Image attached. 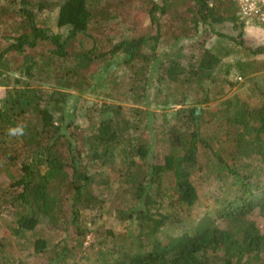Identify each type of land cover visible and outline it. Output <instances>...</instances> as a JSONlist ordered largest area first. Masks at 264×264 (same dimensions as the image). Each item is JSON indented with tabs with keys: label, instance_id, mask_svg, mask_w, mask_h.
Segmentation results:
<instances>
[{
	"label": "trees",
	"instance_id": "obj_1",
	"mask_svg": "<svg viewBox=\"0 0 264 264\" xmlns=\"http://www.w3.org/2000/svg\"><path fill=\"white\" fill-rule=\"evenodd\" d=\"M135 1L148 10L157 34L124 30L119 41L103 44L99 35ZM55 9L67 35L37 18ZM164 16L174 18L162 33ZM225 23L241 31L229 39L247 60L226 62L233 50L206 48L203 39L198 58L183 63L181 40L199 36L200 27L228 38L214 29ZM245 27L232 0H0V35L9 42L0 50V83L6 88L0 99V171L9 179L0 186V209L13 221L0 238V264L22 261L15 249L25 251V241L44 264H264V233L251 219L256 212L264 215V102L257 108L228 102L220 112L228 127L221 145L219 133L208 136L204 130L218 116L203 107L209 87L224 82L232 68L255 85L264 82V61L256 59L264 55V44L246 46ZM164 35L177 49L166 60L159 52ZM16 55L22 60L12 68L7 63ZM120 67L132 78L122 95L139 105L93 106L98 123L90 116V132L79 135L67 109L69 92L114 99V69ZM154 72L158 94L174 89L161 103L178 107L172 125L157 126L148 108ZM195 89L202 98L188 105ZM257 89L264 98V83ZM16 126H23V135H10ZM156 142L167 145L163 158L153 151ZM93 164L124 166L118 172L132 193L130 205L106 210L102 185L110 180L99 179L104 173L94 172ZM199 174L213 177L220 194L195 216ZM87 212L97 220L116 213L129 225L101 233L95 219L88 226ZM166 228L175 231L163 239ZM55 231L65 237L54 242L48 237ZM91 234L94 240L86 245Z\"/></svg>",
	"mask_w": 264,
	"mask_h": 264
},
{
	"label": "rangeland",
	"instance_id": "obj_2",
	"mask_svg": "<svg viewBox=\"0 0 264 264\" xmlns=\"http://www.w3.org/2000/svg\"><path fill=\"white\" fill-rule=\"evenodd\" d=\"M156 2L161 3V0H156ZM145 10L146 9L144 8L141 1L133 2L130 5V9L126 10L125 13L120 14V18H118L116 21L118 22L117 24H110L107 29H105V32L103 31L99 35L100 37L104 38L102 40L103 44L109 45L113 42L119 41V39L123 37L121 32L124 30L127 31L126 33L130 32L129 34H132V36H140L146 34L147 32L152 33V35H156L157 25H151L148 10ZM58 14V9L45 10L43 12H38L37 18L42 24L48 26L52 32L67 35V29L59 27L57 25ZM173 18L174 17L172 16H164L160 19L159 24L162 27V33L168 31L170 25L172 24ZM252 28L257 29V32L259 34H256L257 32H254L255 29ZM214 29L218 32H221L222 34L227 35L228 38L219 37V35H216L210 31L203 32V27H200L198 30L199 36H194L193 38L188 40L183 39L179 42V46L181 45L183 47V54L185 56L183 58V63L187 64V62L189 61V59L192 58V56H196V58H198L200 54V43L203 39H206L207 41L205 45L206 48H213L217 45H223L233 50L232 55L225 60L226 62L233 63L239 59L247 60L244 50L241 47L237 46L231 39H229L231 37H238L241 33L240 30H234V26L232 23L214 25ZM4 32L5 34H8V31L4 30ZM242 32V40H244L246 46L255 48L259 45L264 44V24H261L259 22L246 24V27ZM8 43L9 42L5 41L0 35V50L8 46ZM176 51V47H172V45L166 42L164 35L159 45V52L161 53V58H164V60L169 59L170 56H172ZM256 59L264 61V55L258 56L256 57ZM20 60H22V56H19V58H17L16 55L15 58H10L7 65L10 64V67L16 68ZM114 70H119L117 78L118 87L115 88V90L113 91V94L115 95L114 99H108L103 96H95L89 93L79 95L77 93L69 92L73 95L68 99L69 106L67 109L72 115L74 114L72 116V119L74 120L76 126L79 127L77 131L79 135L85 136L88 135V133L90 132V116L94 118L95 124L98 123V114L94 111L92 112L91 110L93 106H102V104L104 103H114L120 104L124 108H130L139 105L136 104L135 101L133 102V100H131L130 98L124 97L122 95L131 88V73L129 71L127 72L126 70H124V67H120ZM237 73L238 72L236 71V69L232 68V73L229 76L225 77L224 82H219L216 84V86L211 85L209 87L211 88L209 102L203 105V107L208 109L210 112H215L218 115L216 119L214 118L212 121H209V124L206 125V128L204 130L206 131V134L208 136L213 135L215 132L219 133L218 139L220 140V145L223 143V140L226 139L225 133L226 129L228 128L226 126L225 117L220 115V112L228 106V102L231 101L230 103H233V105L236 101L240 103H245L250 108L260 107L264 102V98L261 96L259 90L257 89V85H262L264 82L259 81V83L255 85L253 81H250L247 78H240ZM152 76V84L148 92L150 98V104L148 108L151 111L155 112L157 126H162L166 121L172 125L175 121L174 116L178 107L172 104H170L169 106H164L161 103L165 102L166 100L165 94H170L171 92L174 93V89L172 88L170 90H166V93L162 95L158 94L157 90L160 85L156 82V72H154ZM45 86L51 85L47 84ZM221 89H223V93H219ZM5 94L6 88L2 87L0 83V99H2ZM201 98L202 94L200 90L195 89L194 91H192V95L188 98L187 104L190 105L194 102H197ZM142 105L144 104H141L140 106ZM231 109L234 110L235 108L231 107ZM126 117L130 118L132 116L129 112H127ZM226 146H229V144L226 143ZM166 150L167 145H162L161 143L158 145V142H156V147L153 151L157 157L163 158ZM204 161H206V159H204ZM120 168L125 169L124 166H120V164L116 166L115 170L111 169L110 167H97L93 164L94 172H100V174L104 173L101 174L103 177L100 176L99 179L106 180V178H109L110 180L108 185H102L104 189L103 198L105 202L107 200L106 210H109L113 206V210L118 212L119 209L121 210L122 208H126L132 203V193L130 191V188L121 182V177L118 172ZM8 180L9 179L6 173L3 170L0 171V186L8 183ZM194 180L196 181V185L201 196V199L199 200L197 207L195 208L194 214L195 216H197L198 214L201 216L202 212H204V210L208 208L212 204V202H214L215 197L220 194V184L213 181V177L207 179L206 177H202L200 174L197 175ZM86 216L88 217V219H86L88 221V226H92L91 221L95 219L97 221V224L94 226L99 228L101 233H104V231L107 229L123 230V228L129 225L128 222L124 223L117 220L116 213H105L103 218H101L100 220H97L96 217H92V214H90L89 212H87ZM251 219L255 221L257 226L260 228L261 232L264 233V215H261L259 212H256L251 216ZM10 224H13L12 217L9 215L7 209L4 207L0 209V238L8 234V225ZM174 231L175 230L172 228H166L161 234V237H163L164 239L167 236L172 235ZM49 236L50 237L48 238H52L54 242H57L58 240L64 238L65 234L55 231L52 234H49ZM93 240L94 234L89 235L87 238L86 245L93 242ZM23 245L26 249L25 251H23L21 247H16L15 249L16 256L20 258L19 260H22L19 262H23V264H44V259L34 254L33 245H30L26 241L25 243H23Z\"/></svg>",
	"mask_w": 264,
	"mask_h": 264
},
{
	"label": "built area",
	"instance_id": "obj_3",
	"mask_svg": "<svg viewBox=\"0 0 264 264\" xmlns=\"http://www.w3.org/2000/svg\"><path fill=\"white\" fill-rule=\"evenodd\" d=\"M238 8V14L246 24L259 22L264 24V0H232Z\"/></svg>",
	"mask_w": 264,
	"mask_h": 264
},
{
	"label": "clouds",
	"instance_id": "obj_4",
	"mask_svg": "<svg viewBox=\"0 0 264 264\" xmlns=\"http://www.w3.org/2000/svg\"><path fill=\"white\" fill-rule=\"evenodd\" d=\"M10 135L16 136V135H23L24 133V128L23 126H16L14 128H11L9 130Z\"/></svg>",
	"mask_w": 264,
	"mask_h": 264
},
{
	"label": "crops",
	"instance_id": "obj_5",
	"mask_svg": "<svg viewBox=\"0 0 264 264\" xmlns=\"http://www.w3.org/2000/svg\"><path fill=\"white\" fill-rule=\"evenodd\" d=\"M252 29H255V28H252ZM254 32H257V29H255ZM256 34H259V33L257 32Z\"/></svg>",
	"mask_w": 264,
	"mask_h": 264
}]
</instances>
